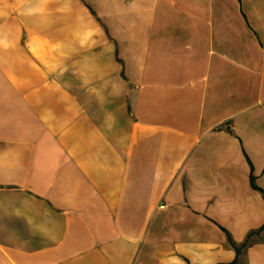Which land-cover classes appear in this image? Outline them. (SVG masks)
Here are the masks:
<instances>
[{"label":"crops","instance_id":"crops-1","mask_svg":"<svg viewBox=\"0 0 264 264\" xmlns=\"http://www.w3.org/2000/svg\"><path fill=\"white\" fill-rule=\"evenodd\" d=\"M263 228L264 0H0V264H264Z\"/></svg>","mask_w":264,"mask_h":264},{"label":"trees","instance_id":"trees-1","mask_svg":"<svg viewBox=\"0 0 264 264\" xmlns=\"http://www.w3.org/2000/svg\"><path fill=\"white\" fill-rule=\"evenodd\" d=\"M94 14L96 15V13H94ZM255 187H256V185H255ZM263 229H264V228H263ZM253 234H254V232L251 233V234L249 235L247 241L243 244L242 247H243L244 249H245L246 247H248V245H249V241H250V238L252 237ZM243 248H242V249H243ZM242 249L238 248V254H241Z\"/></svg>","mask_w":264,"mask_h":264}]
</instances>
